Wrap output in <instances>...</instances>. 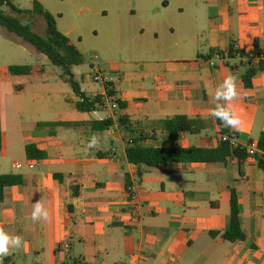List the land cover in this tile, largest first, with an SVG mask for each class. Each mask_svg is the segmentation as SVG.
I'll return each instance as SVG.
<instances>
[{
	"label": "crops",
	"instance_id": "crops-1",
	"mask_svg": "<svg viewBox=\"0 0 264 264\" xmlns=\"http://www.w3.org/2000/svg\"><path fill=\"white\" fill-rule=\"evenodd\" d=\"M11 1L18 8L39 3L54 17L57 31L74 46L71 34L75 27L65 29L61 12L65 3L77 4L79 0ZM106 2L114 13L118 52L126 50L136 61L133 66L124 62L109 65L107 70L102 67L109 78L111 97L100 84L89 94L79 86L86 98H101L103 105L95 112L76 111L78 98L73 93L65 105L59 103L60 98H52L48 106L60 105L64 117L40 124L70 126L37 127L35 132L21 135L24 147L32 144L43 158L28 160L24 154L21 169L14 167L20 163L10 166L9 173L20 176L22 183L4 191L0 229L20 236L23 243L0 258V264H264V168L254 159L244 162L241 179L236 159L228 158L225 164L159 165L148 169L138 182L136 168L125 158L127 135L123 128L114 124L98 133L89 126L94 121L115 122L125 117L135 131L158 135L159 122L167 118H197L202 122L199 136L186 135L175 142L157 139L146 145L215 149L221 137L211 115L217 103L214 92L233 75L238 97L231 104L243 121V126L234 130L238 134L235 144H255L264 133V73L257 74L247 89L241 81L243 61L221 60L210 51L225 53L230 46L248 51L254 40L264 48V0H185L183 6L191 16L168 26L172 35L178 31L174 38L161 31L163 24L170 23L157 0ZM131 5L132 14L142 18L141 34L147 30L153 37L147 35L127 46L123 26ZM149 59L157 61H142ZM34 71L41 72L37 68L31 73ZM72 74L79 83L78 75ZM8 77L2 72L0 89L11 84L7 95L14 99L15 113H27L29 105L18 102L24 93L16 91ZM37 96L29 95L32 105ZM114 101L126 107L112 109ZM2 106L0 93V155L6 154ZM93 136L98 147L88 148ZM127 182L134 185L136 202L126 193ZM230 190L238 201L245 235L241 242L221 238L230 213ZM37 201L47 209V221H32L31 211Z\"/></svg>",
	"mask_w": 264,
	"mask_h": 264
},
{
	"label": "trees",
	"instance_id": "trees-1",
	"mask_svg": "<svg viewBox=\"0 0 264 264\" xmlns=\"http://www.w3.org/2000/svg\"><path fill=\"white\" fill-rule=\"evenodd\" d=\"M4 8L9 9L10 14L4 11ZM41 18L44 22L43 33L35 32L32 27L23 23L22 18ZM0 28L7 33L13 34L21 39L26 44L33 47L38 53L45 56L48 63L57 67L61 71V78L67 84L78 98L74 103V108L80 113L95 112L103 103L99 96L93 99H88L80 91L79 84L75 81L74 75L71 72L72 67H77L82 64V56L76 48L69 44L68 40L61 35L55 25V19L52 15L46 12L42 6L33 2L31 10H20L14 7L9 0H0ZM211 54L217 55L220 59L239 58L243 61L244 72L241 75V81L245 88H249L252 79L259 73H264V48L259 47L257 40L253 41L252 48L248 51H241L234 46H230L227 51L220 52L218 50H211ZM226 54V57H224ZM226 67L233 69L228 64ZM32 72V68L28 66H12L7 69L9 76H27ZM106 93L108 97L113 96L110 89V84L107 85ZM119 110L126 107L125 103L114 101ZM215 123L219 128L220 137L224 138L220 141L215 149H161L146 145L148 141L157 139L169 140L175 142L180 140L183 136H199L202 133L201 120L189 119L185 116H175L167 118L159 122L160 132L157 135L155 132H137L130 124H128L125 117H118L115 122L111 119L102 121H94L89 124L90 129L94 132H106L117 124L122 127L124 133L127 135L125 141V158L128 164L136 168V177L138 182L146 171L150 168L157 167L168 163H202V164H225L228 158H234L237 161L238 173L240 179L243 178L244 162L252 158L258 167L264 168V157L259 152L264 153V133H262L255 143L258 153L249 156L246 146L253 144L248 142L245 145L235 144L238 139V134L234 130L224 128L219 120L215 118ZM56 126H70L63 123H43L38 124L37 127H56ZM2 148V137L0 130V151ZM25 155L28 160H41L43 153L37 150L32 144H26L24 147ZM103 156H107L103 154ZM22 183V178L17 175L5 174L0 175V203L3 201L4 191L6 188L18 186ZM126 188L129 186L126 183ZM229 205L230 213L227 218L226 228L221 234V238L228 242H241L245 239V235L241 230L239 208L236 194L230 190ZM216 236V234H211Z\"/></svg>",
	"mask_w": 264,
	"mask_h": 264
},
{
	"label": "rangeland",
	"instance_id": "rangeland-1",
	"mask_svg": "<svg viewBox=\"0 0 264 264\" xmlns=\"http://www.w3.org/2000/svg\"><path fill=\"white\" fill-rule=\"evenodd\" d=\"M11 1V0H10ZM159 8L164 12L165 18L170 24H163L161 31L166 36L174 38L169 25L173 27L181 20L190 18L191 11L183 6L185 0H157ZM16 8V4L11 1ZM167 6L163 7L162 4ZM20 10L32 9L18 8ZM132 5L126 11L127 19L123 26L126 45L135 44L147 35L153 37L151 32L144 31L141 34L143 26L142 18L132 14ZM8 14L9 9L4 8ZM61 22L65 29L75 27L71 34V41L76 50L82 56V64L72 69L74 74L78 75L79 86L88 94L97 91L99 84L93 82L90 78L91 65L96 63L108 69L109 65L129 63L131 66L135 63V58L124 50H117V29L113 24L114 13L107 5L106 0H79L77 4H64L62 10ZM23 23L29 24L37 33H43L44 22L41 18H22ZM97 60H92V57ZM143 63H155L157 60H142ZM12 66H28L32 69H40L38 73L34 71L27 76H9L16 91L23 92L24 96L19 98L18 102L22 105H29L28 112L20 115L15 113L14 99L8 96V91L12 89L11 84H3L0 89L3 96V129H5V148L6 154L0 155V173L10 174V166L13 163L24 165V144L20 141L24 133L29 135L37 130V125L43 121H55L63 118L62 108L56 104L50 108L52 98L59 99L62 104H67L68 95H72L69 86L61 78L59 68L48 63L45 56L38 53L33 47L23 42L13 34L7 33L0 28V75L7 73V69ZM46 91H50L45 95ZM38 94L34 104L30 103L29 95ZM60 103V104H61ZM21 106V105H20ZM48 106V107H47ZM63 106V105H62ZM5 155V156H4ZM2 175V174H0Z\"/></svg>",
	"mask_w": 264,
	"mask_h": 264
},
{
	"label": "clouds",
	"instance_id": "clouds-1",
	"mask_svg": "<svg viewBox=\"0 0 264 264\" xmlns=\"http://www.w3.org/2000/svg\"><path fill=\"white\" fill-rule=\"evenodd\" d=\"M237 97L236 77L233 75L227 76L214 92V99L217 103L211 115L219 120L224 128L230 130H238L243 126L241 117L233 110L231 104ZM220 101L224 103L221 104ZM98 143L97 137L93 136L88 142V148L98 147ZM48 218L49 213L44 204L40 201L35 202L31 211L32 221H47ZM22 243L20 236L11 235L4 229H0V258L9 255L10 250L20 248Z\"/></svg>",
	"mask_w": 264,
	"mask_h": 264
},
{
	"label": "built area",
	"instance_id": "built-area-1",
	"mask_svg": "<svg viewBox=\"0 0 264 264\" xmlns=\"http://www.w3.org/2000/svg\"><path fill=\"white\" fill-rule=\"evenodd\" d=\"M226 57V54L225 56ZM216 58L220 59L219 56L216 55ZM92 60H97V57H92ZM90 78L93 82L100 84L103 87V91L106 94V88L108 87L107 85L109 84V78L105 73V70L99 66L98 64L94 63L91 65V72H90ZM112 109H116L117 106L114 103L111 107ZM224 138H221V141H223ZM246 149L248 151L249 156H253L255 153H258L257 148L255 146V144H251L246 146ZM259 154H261L264 157V153L263 152H259ZM15 169L19 170L21 169V165L20 164H15ZM28 169H32V166H28ZM126 193L129 196V199L131 200V202H136V198H135V190H134V185L131 184L130 186H128L126 188ZM138 207V204L136 205V208ZM70 264H82V262L80 261H76V262H71Z\"/></svg>",
	"mask_w": 264,
	"mask_h": 264
}]
</instances>
